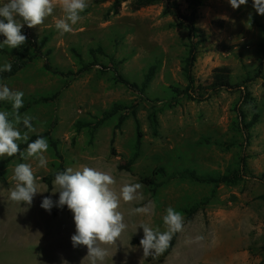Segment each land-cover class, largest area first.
Listing matches in <instances>:
<instances>
[{"label":"rangeland","instance_id":"1","mask_svg":"<svg viewBox=\"0 0 264 264\" xmlns=\"http://www.w3.org/2000/svg\"><path fill=\"white\" fill-rule=\"evenodd\" d=\"M174 1L187 11L185 0ZM5 2L0 0V5ZM87 3L72 33L61 36L56 29V19L64 16L57 6L43 25H24L22 33L28 40L20 48L0 46V67L19 54L27 56L26 60L34 57L15 77L0 79V84L24 92V107L43 97H55L19 110L21 116L34 118L36 131L30 138L46 135L47 167L39 168L38 161L21 155L6 164L9 157H0V264H264V77L245 82L253 79L259 67V46L264 43V16L253 7L254 0L238 10L229 0H205L199 11L196 26L202 42L193 69L196 88L221 66L232 68L233 83L240 87L235 92L210 94L197 89L204 101H192L186 93L189 83L182 68L190 33L177 17L164 16L161 6L134 12L126 4L119 15L107 18L112 1ZM45 38L37 55L30 40ZM5 39L0 35V43ZM97 48L105 54L94 58L90 52ZM47 57L56 72L45 68ZM83 65L91 67L79 77L63 75L77 73ZM154 66L158 70L142 96L118 84L111 70L115 67L131 83L142 85ZM116 105L125 109L93 129ZM0 111L13 119L10 103L0 101ZM154 112L159 121L157 136L150 119ZM255 115L258 123L246 128ZM121 116L125 120L119 126ZM17 127L21 133L27 131L22 123ZM243 159L250 173L233 185L169 180L187 171L201 177L231 175ZM19 163L32 165L43 192L30 206L9 198ZM121 165L128 170H120ZM83 166L110 173L117 181V192L124 183L143 185L142 199L130 204L121 200L120 211L128 227L115 244L101 245L108 252L103 261L88 257L86 246L73 247L71 234L76 233V225L71 210L56 215L59 207L50 212L41 207L44 197L59 200L53 181L49 190L44 178ZM155 175L156 186L144 184L143 180ZM144 206L150 214H132V209ZM169 206L180 211L184 228L169 254L167 248L148 262L141 244L133 241L144 237L141 224L166 231L163 216ZM195 206L199 210L188 220L185 211ZM48 220L69 233L59 234L64 240L58 246L53 243L55 235L45 232Z\"/></svg>","mask_w":264,"mask_h":264},{"label":"clouds","instance_id":"2","mask_svg":"<svg viewBox=\"0 0 264 264\" xmlns=\"http://www.w3.org/2000/svg\"><path fill=\"white\" fill-rule=\"evenodd\" d=\"M233 9L238 10L241 5H247L248 0H229ZM59 6L64 16L56 19L55 27L61 36L72 33L73 26L80 22L82 13L88 7L87 0H6L0 5V35L6 37L0 46L10 49L20 48L28 38L22 33L25 24L34 28L44 24L45 19L53 16L55 8ZM253 7L257 13L264 16V0H254ZM12 63L8 62L0 67V72H11ZM24 92L13 90L7 84H0V101L11 104L13 119L9 113L0 111V157H13L20 154L22 159L38 161L37 167L46 168L48 160L45 153L48 151L47 140L37 137L29 142V134L36 131L33 126L32 116H21L20 109L24 107ZM23 124L27 131L21 133L17 125ZM27 145L25 153L21 152L20 144ZM15 187L10 190L9 198L21 204L32 205L34 197L39 190L37 177L31 164L19 163L14 169ZM117 181L106 171L83 166L80 170L68 167L65 171L58 172L53 180V193L59 192V200L53 201L44 197L41 207L49 212L52 208H63L65 205L74 214L76 233L71 237L73 247L81 245L88 249V257L93 261H103L107 256V247L115 244L128 225L125 216L120 211L121 200L125 203L142 199L139 190L141 183H124L117 192L114 188ZM58 186L59 190H55ZM132 214H150L148 206L131 210ZM167 230L160 232L153 230L147 224H141L144 237L140 244L144 256H159L170 244L173 235L184 228V218L180 211L172 206L166 209L163 216ZM202 239V237H197Z\"/></svg>","mask_w":264,"mask_h":264},{"label":"trees","instance_id":"3","mask_svg":"<svg viewBox=\"0 0 264 264\" xmlns=\"http://www.w3.org/2000/svg\"><path fill=\"white\" fill-rule=\"evenodd\" d=\"M106 1H112V5L108 10L107 13V18H110L111 16L119 15L122 10L124 5L129 4L130 8L134 12L141 11L143 9H147L150 7H155V6H161L163 8V15L164 16H175L178 18L179 22L183 24L184 26L187 27L189 30V46H188V55L185 58L183 62V73L188 81V87L186 88V93L188 94L189 99L192 101H204L205 97L204 96H199L197 94L196 90L199 89L201 91L206 92L207 94L214 93V92H219L221 90H225L228 92H235L237 91L240 87L238 85H235L233 83V71L232 68L229 66H221L217 67L213 70V75L209 81H207L204 84H200L198 88H196V82L197 80L194 77V66L197 62L198 59V47L200 43L202 42L201 40V34L199 28L196 26V22L198 19L199 11L200 9L204 6V1L205 0H185V3L187 5V11L184 12L182 10V5L178 1L174 0H106ZM25 31L23 32V34ZM25 35V34H24ZM47 40L46 38L42 40L41 42H38V40H30V44L34 47L35 52L37 55H41L42 51L41 49L45 46ZM260 52H261V58L259 59V67L254 73L253 79H248L247 82L253 81L255 79L263 78L264 77V43H261L260 46ZM231 49V48H228ZM91 55L96 58L98 54L104 55L105 52L102 48H97L96 50H91ZM80 56V55H79ZM27 56L24 54H19L12 62V71L11 72H4L3 75L0 77L1 80H6L10 79L12 77H15L20 71L25 69L29 63L33 62L34 57H31L29 60H26ZM114 62V61H113ZM115 63V62H114ZM93 66V65H92ZM91 66L83 65L82 68L77 73H68V74H63L64 76H70L73 75L75 78L79 77L82 75L84 72L90 69ZM45 68L48 71H54L48 62V57H47V63L45 64ZM107 69V68H104ZM111 70L114 72L115 75V80L118 84H122L127 86L131 91L140 94L141 96L144 95L146 92L147 88L149 87V84L153 80L154 76L156 75V72L158 70V66L152 67L147 75L145 76L144 82L142 85H138L136 83H131L125 76H123L120 71L113 67ZM59 73V72H58ZM60 74V73H59ZM245 83V84H246ZM55 97L53 98H47L43 97L37 101H34L33 103H29L24 107V109H29L33 105L37 104H42V103H49L53 101ZM123 109H125L121 105H116L112 110L108 111L105 113L104 117L97 122V124L93 127V129H99L106 121L114 118L117 116ZM258 115H255L254 119L251 121L250 124L245 125L246 128H252L255 124L258 123ZM151 119V124L153 128V134L155 136L158 135V127H159V121H158V116L157 113H152L150 116ZM125 118L124 116L120 117L119 121V126L124 122ZM43 137L45 138L46 135H36L33 136L29 139V142H32L35 140L37 137ZM139 137H141V134L139 132ZM27 145L25 143L20 144L21 152L26 150ZM114 152V151H113ZM20 154H17L16 156L9 157L7 158L3 164L10 163L14 158L18 157ZM0 161V165H3ZM130 165V164H128ZM120 170H128V168H125L124 165L120 166ZM164 170H160L162 173ZM249 169L247 168L246 160H242V164L239 167V169L235 172H233L231 175H226V176H221L218 178L214 177H201L198 176L195 172L187 171L184 173H175L171 176H169V180H190L193 182L201 183V184H213L214 186L218 187L221 185H233L238 183L239 181H242L243 179L247 178L246 176L248 175ZM56 175V174H55ZM55 175L49 176L44 178V182L48 185L49 190H52V181L55 179ZM144 184H148L150 186H156V175L147 178L143 180ZM65 210H69L67 206L65 205L62 209L59 208L56 211V215L59 213H62ZM199 210L198 206L193 207L189 211H185V213L188 216V220H190L194 214H196ZM178 233H175L173 235V238L170 241L169 247L167 249V253L169 254L176 242V239L178 237ZM141 240H134V244H140ZM157 256H147V261L152 262L156 260Z\"/></svg>","mask_w":264,"mask_h":264},{"label":"bare ground","instance_id":"4","mask_svg":"<svg viewBox=\"0 0 264 264\" xmlns=\"http://www.w3.org/2000/svg\"><path fill=\"white\" fill-rule=\"evenodd\" d=\"M38 225H39V227L41 226V223L40 222H38ZM44 228H48V230L47 231H45L46 233H48L49 231H51L54 235H55V238H54V240H53V243L55 244V245H59V243L62 241V240H64V238L63 237H61V239H59L60 238V235L59 234H63V235H65V233H68L67 232V230H64L63 229V231L61 230V228L59 229V227H53L51 224H50V222H49V220L47 221V222H45V224H44ZM51 229V230H50ZM69 234V233H68ZM74 234L72 233L71 234V236H73Z\"/></svg>","mask_w":264,"mask_h":264}]
</instances>
